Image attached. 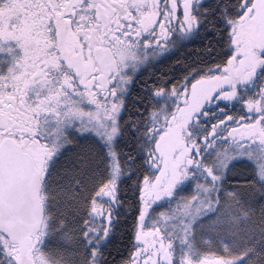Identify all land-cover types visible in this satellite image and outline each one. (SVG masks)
Returning <instances> with one entry per match:
<instances>
[{
  "label": "snow or ice",
  "instance_id": "obj_1",
  "mask_svg": "<svg viewBox=\"0 0 264 264\" xmlns=\"http://www.w3.org/2000/svg\"><path fill=\"white\" fill-rule=\"evenodd\" d=\"M0 264H264V0H0Z\"/></svg>",
  "mask_w": 264,
  "mask_h": 264
}]
</instances>
